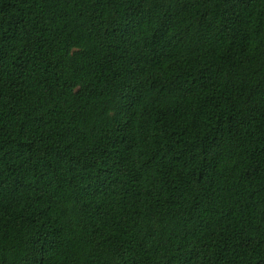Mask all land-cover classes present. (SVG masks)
Here are the masks:
<instances>
[{
	"label": "trees",
	"instance_id": "16d2710c",
	"mask_svg": "<svg viewBox=\"0 0 264 264\" xmlns=\"http://www.w3.org/2000/svg\"><path fill=\"white\" fill-rule=\"evenodd\" d=\"M0 264H264V0H0Z\"/></svg>",
	"mask_w": 264,
	"mask_h": 264
}]
</instances>
